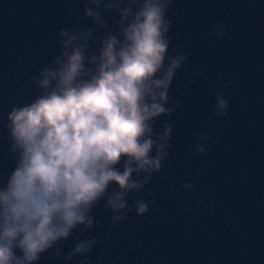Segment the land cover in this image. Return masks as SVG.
Instances as JSON below:
<instances>
[{"label": "water", "instance_id": "1", "mask_svg": "<svg viewBox=\"0 0 264 264\" xmlns=\"http://www.w3.org/2000/svg\"><path fill=\"white\" fill-rule=\"evenodd\" d=\"M115 15L106 14L114 31ZM169 16V53L176 47L188 60L169 92L171 101H179L175 113L154 124L156 132L165 122L174 126L168 166L146 186L156 211L145 216L133 211L112 226L101 201L92 212L101 223L80 237L97 239L87 259L89 264H264V0H174ZM220 22L226 35L217 41L213 28ZM90 24L83 0H0V173L5 181L14 167L8 113L37 94L30 77L58 54L59 29ZM194 70L204 79L189 84ZM218 81L231 98L222 120L213 115ZM229 81L234 86L228 87ZM203 130L211 143L206 153L194 156ZM184 183L195 191H184ZM137 198L149 199L147 191L129 194V203ZM75 237L58 245L59 257L45 253L39 264H81V256L64 259Z\"/></svg>", "mask_w": 264, "mask_h": 264}, {"label": "clouds", "instance_id": "2", "mask_svg": "<svg viewBox=\"0 0 264 264\" xmlns=\"http://www.w3.org/2000/svg\"><path fill=\"white\" fill-rule=\"evenodd\" d=\"M173 3L83 0L90 26L59 29L58 54L30 77L37 94L7 115L14 167L6 181L0 173V264H39L45 253L59 257L58 245L74 233L64 259L81 256V264H89L97 239L80 237L101 223L92 215L101 201L112 226L133 211L137 216L156 211L146 186L168 166L174 126L165 122L156 132L154 124L175 113L179 101H171L169 92L188 60L176 47L169 53ZM108 13L116 14L115 31ZM213 35L225 38L223 22ZM193 78L204 75L194 70L189 84ZM222 83L216 85V120L229 114L231 98ZM211 140L207 130L199 132L193 155L206 153ZM181 187L195 191L191 183ZM142 191L149 199L130 204L129 194Z\"/></svg>", "mask_w": 264, "mask_h": 264}]
</instances>
